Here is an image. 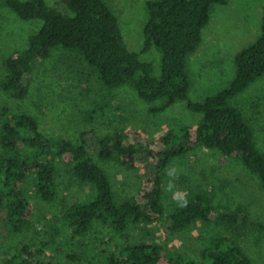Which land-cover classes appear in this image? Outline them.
Segmentation results:
<instances>
[{"label": "trees", "instance_id": "obj_1", "mask_svg": "<svg viewBox=\"0 0 264 264\" xmlns=\"http://www.w3.org/2000/svg\"><path fill=\"white\" fill-rule=\"evenodd\" d=\"M0 2L24 20L41 21L39 29L30 36L29 45L6 57L7 72L1 88L9 96L25 97L36 60L63 49L74 52L107 88L131 85L153 112L187 100L192 111L203 114L197 125L177 126L157 139L142 136L136 129L125 134L99 135L92 128L73 139L43 132L38 117L32 113L18 112L0 118V147L8 151L0 154V208L7 209L8 230L21 236L33 220L35 205L27 182L31 181L40 199L51 202L57 198V162L61 160L81 182L93 186L94 194L65 207L63 220L50 241L62 231L80 237L97 220L118 232L161 218L164 227L173 232L198 223H214L229 231L202 237L195 254L156 239H143L128 241L108 255L104 264H258L231 234L235 227H264L243 203L235 201L222 209L213 191L201 189L166 214L163 176L174 159L197 147H206L241 160L259 176L264 188V151L257 144L251 122L239 106L231 103L264 75V9L261 33L237 52L236 74L230 84L203 101H193L189 95L192 79L188 57L203 41L213 4L227 0H148L142 52L153 47L162 52L160 76L154 74L152 62L141 58L140 51L129 48L120 19L106 0H59L67 11L47 0ZM97 157L145 163L144 185L135 194L119 199ZM50 241L23 242L4 257L2 264H81L82 257L76 253H68V260L63 263L57 262L48 252Z\"/></svg>", "mask_w": 264, "mask_h": 264}, {"label": "rangeland", "instance_id": "obj_2", "mask_svg": "<svg viewBox=\"0 0 264 264\" xmlns=\"http://www.w3.org/2000/svg\"><path fill=\"white\" fill-rule=\"evenodd\" d=\"M47 1L68 10L59 0ZM106 1L120 19L129 48L140 51L141 58L152 62L154 74L160 76L162 52L156 47L142 52L148 0ZM263 9L264 0H227L213 4L210 22L203 30V41L188 57L187 67L192 79L190 99L203 101L230 84L236 74L237 52L254 42L261 33ZM40 26V20H24L0 2V118L18 112L32 113L38 117L43 132L73 139L90 128L99 135L125 134L136 129L142 136L157 139L169 129L184 124L195 126L201 121L203 114L192 111L187 100L177 101L161 112L151 111L150 104L131 85L107 88L74 52L63 49L36 60L33 80L25 97L9 96L1 88L7 72L6 57L15 49L27 47L30 36ZM231 103L239 106L251 122L257 144L264 151V75ZM95 106L99 111H95ZM1 153L8 151L0 147ZM96 159L106 168L119 199L135 194L144 185L145 163ZM57 182L58 195L51 202L40 199L31 181L27 182L35 211L31 225L21 236L8 230L7 209L0 208V264L23 242L50 241L63 220L65 207L94 194L93 186L81 182L61 160L57 162ZM201 189L213 191L219 208H227L235 201L243 203L252 217L264 225V188L259 176L241 160L206 147H197L174 159L163 176L165 213L173 211L186 196ZM227 231L229 229L222 225L198 223L173 232L164 227L161 218L118 232L97 220L80 237L60 232L47 249L57 262L63 263L68 260V253H76L82 257L81 264H104L108 255L128 241L156 239L179 251L195 254L202 237ZM231 231L253 260L264 264V227L251 224Z\"/></svg>", "mask_w": 264, "mask_h": 264}]
</instances>
